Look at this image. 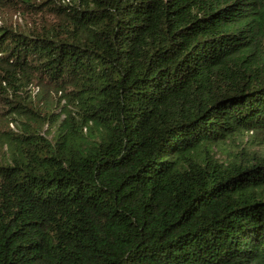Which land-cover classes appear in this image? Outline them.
Listing matches in <instances>:
<instances>
[{
	"label": "trees",
	"instance_id": "obj_1",
	"mask_svg": "<svg viewBox=\"0 0 264 264\" xmlns=\"http://www.w3.org/2000/svg\"><path fill=\"white\" fill-rule=\"evenodd\" d=\"M66 2L0 26V264H264V0Z\"/></svg>",
	"mask_w": 264,
	"mask_h": 264
},
{
	"label": "rangeland",
	"instance_id": "obj_2",
	"mask_svg": "<svg viewBox=\"0 0 264 264\" xmlns=\"http://www.w3.org/2000/svg\"><path fill=\"white\" fill-rule=\"evenodd\" d=\"M71 1L72 0H67L66 3H71ZM43 7H44L43 0H29V2H24L23 0H8V4H6V6L0 7V26L4 24H8L7 26L12 25V27L18 31H22V32L25 31L29 33L30 31L35 30L39 26V23L42 21V19H44L43 18L44 9H42ZM45 19H49V20L51 19V17L48 16V13L45 16ZM39 89H40L39 92L36 94V92L38 91V87L30 86L29 94L32 97H34V99L36 100H38V98L41 97V95H44V97H46L45 102L48 104V107H52L53 108L52 111H54V113L60 114L63 109L62 107L64 105L63 103L68 101L67 98L65 99L60 98V96L63 95V93L61 94V91L58 92L51 91L47 87H44V89L42 87H39ZM44 90H46L49 94H47ZM58 103L60 104L59 106ZM1 105H5V104L0 99V106ZM69 109H72L71 105H69ZM0 110H2V108H0ZM72 111H74V108ZM13 117H16V119L12 120L9 127L13 130L14 129L17 130L21 124V122L18 121V119L20 118L24 119V118L18 115H13ZM61 118H63V116ZM4 128H7V126H5ZM48 128L49 125L47 124L42 127V130H46ZM56 130H57L56 127L52 128V132H55ZM49 137L52 138V135H50ZM247 139H248V134L246 136L240 137L238 139V143L241 144L245 143L248 145L250 149L257 151L259 154L264 155L263 141L260 142L259 139L252 140V138L251 141L250 140L247 141ZM6 152H9L7 145H3V141L0 140V160L2 161L4 160L5 163L8 162V160H5V157L8 154V153L6 154ZM218 155L221 156L222 158L224 157V155L220 151H218Z\"/></svg>",
	"mask_w": 264,
	"mask_h": 264
}]
</instances>
